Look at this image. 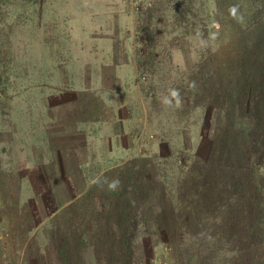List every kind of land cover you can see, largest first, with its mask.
<instances>
[{
    "label": "rangeland",
    "instance_id": "374dc122",
    "mask_svg": "<svg viewBox=\"0 0 264 264\" xmlns=\"http://www.w3.org/2000/svg\"><path fill=\"white\" fill-rule=\"evenodd\" d=\"M199 1L205 30L198 31L196 22V36H177L168 62L174 75L162 68L149 100L144 95L148 89L142 90L140 82L132 86L122 65L134 67L139 0H0V264H110L116 247L107 245L102 233L125 229L114 223L126 215L136 220L129 231L134 264H176L175 252H195L199 242L173 230L175 195L183 201L184 194L191 199L201 192L198 202L193 200L198 213L222 198L217 160L223 138L224 160L230 156L229 162H236L237 151H245L237 167L223 162V169L239 171L238 183H248L249 203L257 196L264 200L261 145L253 132L264 122V63L256 58L264 55V24L243 29L239 20L246 17L232 0ZM164 7L169 8L163 4L157 10L167 31L169 10ZM247 53L252 60L247 61ZM112 61L118 70L114 80ZM175 80L185 87L179 105L171 95ZM88 81L91 88L101 82L113 92L127 87L125 95L138 92L133 100L137 156L125 163L120 157H88L94 164L79 173L69 161L71 174L65 170L73 179L67 185L53 182L51 177L64 176L56 163L64 140L57 138L54 126L42 141V96L53 104V90L60 88L61 106L51 116L60 121L58 126L64 121L70 128L96 110L93 101L81 96L72 107L68 101ZM193 90L199 92L196 98ZM44 143L48 149L41 148ZM80 143L78 137L76 145ZM110 165V170L95 171ZM137 179L141 197H135ZM232 182L225 196L240 191L236 179ZM165 218L169 225L162 222ZM200 219L205 226V217L198 215ZM204 226H186L184 232L188 236ZM114 257L111 264L118 261Z\"/></svg>",
    "mask_w": 264,
    "mask_h": 264
},
{
    "label": "trees",
    "instance_id": "16d2710c",
    "mask_svg": "<svg viewBox=\"0 0 264 264\" xmlns=\"http://www.w3.org/2000/svg\"><path fill=\"white\" fill-rule=\"evenodd\" d=\"M232 1L234 2L237 11L240 14H244V17H246L244 22L243 20H239L242 22L243 29H245L244 25L249 23H252L249 27L252 30L258 29L260 25L263 26L264 0ZM139 2L140 3H136L134 16L135 39L139 44V47L135 50V66L140 87L142 90L148 89L146 93L147 95H144L149 100H152L158 84V72H160L162 68H165L168 73L174 75L173 67L170 66L168 62L170 61L171 56L169 51L174 48L173 43L178 40L177 36L183 37L186 34L196 36L195 32L197 30L194 29L196 22L198 31L205 30L204 25L206 24H202L200 22V20L203 19L200 17V11L203 10L201 9L202 3L199 0H139ZM163 4H167L169 7H164L166 10H169L170 22L166 25V27H169L167 31L163 25L164 21H161L159 18L160 11L157 10L162 7ZM162 11L165 10L162 9ZM188 27H190V29ZM180 28H182V30L178 32ZM246 31H248V28ZM208 52H210V50ZM256 54L260 55L258 52ZM246 55H248L247 61L253 59V57L249 58L250 55L248 53ZM259 57L260 60H258V56L256 57L257 61L262 60L264 63V55H262V58L261 56ZM172 84L173 87H175L173 90H177L179 95H181L182 92L180 89H185V87L181 86V81L175 80L171 82V85ZM193 94V97L196 98L199 92L197 90H193ZM59 122L57 121V123ZM57 123L53 126L43 124L41 126L40 135L42 137V141L44 140L45 142L46 139H48L47 134L50 132V127L57 126L58 130L56 134H60V136L56 135L57 138L60 140L62 139L61 142L64 140L63 143L70 141L65 144L64 147L62 143L60 151L58 150L56 153L59 157L56 163L59 164V167L64 168V176L61 175L50 178L53 182L64 181V184L67 185V182L71 178L68 174H66L68 171L67 165L69 161L73 162L75 166L73 168L76 173H79L84 170L87 165L94 164V161L87 159L88 157L93 158V156L104 155H100L101 150L99 153H96V150H92L93 153H91L85 144V139L83 138V134H81V132H73L72 127L67 128L68 130H66L62 123L61 127L58 126ZM256 125L257 129H254L253 132L257 134V138H255L261 145V149H259V158L261 159V162L259 163L258 168L260 170L259 175L262 176L264 185V122L257 123ZM67 133H70L71 135L69 136ZM78 137L81 142L80 146L76 145ZM45 143L41 146V148L48 149V143L46 145ZM221 143L224 149L226 140L223 138ZM223 149L221 150L222 153L219 155L217 160L220 167V178L223 182V192L221 193L222 198L218 201H210L209 205L205 207L204 212L198 213L199 208L194 207L195 205L193 204V200L198 202L201 192H194V198L191 197V199L188 197L189 194H184L183 201L180 200V196L175 195V199L177 197V200L173 205V209L178 214L176 216L177 224L176 227H173V230H180L181 238L187 237L190 238V240L199 242L196 244L197 249H195V252H191L190 254L189 252L186 253L184 250L175 252L174 259L176 264H264V200L257 196L251 203H249L248 198H250L251 195L248 196V183H238L241 180L239 179V171H234L233 169L241 163L242 158L245 155V151H237L240 154L239 160H236V162H229L230 156L224 160L226 155L224 154ZM136 154L137 153L129 156L125 161H120V163L129 162L133 159L131 157L137 156ZM142 154L143 153L141 152L140 155ZM104 157H107L108 160H112V157ZM223 162L226 166L232 164L234 167L230 170H224L222 166ZM117 165H119V163ZM105 168L107 169L104 170ZM112 168V165H110L95 171L104 172ZM68 172L71 174V171ZM87 178L88 177H84L85 182L87 181ZM72 179L73 178H71V180ZM233 179H236L237 181L235 184H239L236 189L240 191L233 192V194L225 196V188L234 183L232 182ZM139 182L140 181L138 180V185L135 182L137 185V188L134 190L135 197H141L140 195L144 192L143 189L140 188ZM127 184L130 185L129 183ZM130 186L134 188L133 185ZM243 188L246 189L243 190ZM121 190L122 195H120V198L122 199L124 197L123 187ZM111 193H114V191ZM127 193L128 191L125 192V195ZM236 194L239 196L235 197ZM185 198H187V201ZM127 204L124 205L128 206ZM184 211H186L185 214L183 213ZM188 211L190 214H188ZM198 215H203L205 217V226L202 224L201 219L198 220ZM228 216L231 217L226 219ZM118 219L119 220L114 224H121L125 229L116 231L115 234L110 232V229H108L106 230L107 233H102V235L106 238L107 245L110 244L116 247L112 251L118 259L115 264H134L133 257L130 258L134 241L132 240L129 231H131L136 220L128 215H126V218ZM141 220H143V218ZM165 220L166 218L162 222L169 225L170 221L168 219L166 221ZM190 225H199V227L204 226L205 229L203 231H199L198 233L186 236L184 229L186 226ZM81 238L84 237L82 236ZM202 241L205 243L200 245V242ZM131 243L133 245H131ZM180 245L184 246L182 243H180ZM83 247H85V245H83ZM200 248H202V250H200ZM114 254L111 253L110 264L111 261L115 260Z\"/></svg>",
    "mask_w": 264,
    "mask_h": 264
},
{
    "label": "crops",
    "instance_id": "0c3cea01",
    "mask_svg": "<svg viewBox=\"0 0 264 264\" xmlns=\"http://www.w3.org/2000/svg\"><path fill=\"white\" fill-rule=\"evenodd\" d=\"M111 52L113 59L114 51ZM112 62L113 63L109 66H112L111 69L113 72L111 73L114 80L113 76L118 70L115 67V61ZM122 65L128 70V77L129 79L131 77L132 86L134 85V87H136L139 79L135 66V58L132 70L127 62H124ZM99 84L98 87L91 88L92 85L90 81H88L83 84L80 90L75 91V89H72L73 91L71 92H75L68 100L71 107L76 104L79 96L91 100L94 102L96 110L95 112H91L90 116H96L97 118L95 120L93 118L88 119L89 116L80 122L77 121L71 126L72 130L73 132H81V134H83L85 144L91 153H93L92 150L99 149L101 150L100 155L115 158L120 157L121 159L119 161H125L129 156L137 153L136 149L137 145H139L138 138L135 135V131L137 130L136 126H138L139 122L134 126V122L136 121L135 96H139V94L138 92H134L135 95L132 93H129L130 95H125V92L128 91V87L125 91L117 90L113 92L112 88H105L101 82ZM59 90V87H55L53 90L56 91L53 95L55 96L56 102L53 104L45 100L48 97L42 96L41 108L42 110L44 109L46 114V121H43V124L47 126H53L57 123V120H55L51 114L58 113V109H60L59 94L61 92ZM66 130L68 129L66 128ZM106 169L107 168L104 170Z\"/></svg>",
    "mask_w": 264,
    "mask_h": 264
},
{
    "label": "clouds",
    "instance_id": "9594fccd",
    "mask_svg": "<svg viewBox=\"0 0 264 264\" xmlns=\"http://www.w3.org/2000/svg\"><path fill=\"white\" fill-rule=\"evenodd\" d=\"M171 95H172V97L176 98V103H177V105H179L181 102L180 98H179V92L177 90H173L171 92Z\"/></svg>",
    "mask_w": 264,
    "mask_h": 264
}]
</instances>
